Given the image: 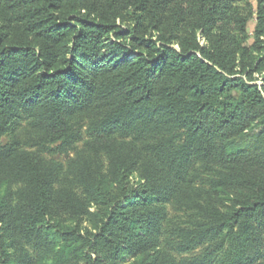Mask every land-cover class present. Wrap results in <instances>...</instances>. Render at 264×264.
Returning a JSON list of instances; mask_svg holds the SVG:
<instances>
[{
  "label": "trees",
  "instance_id": "obj_1",
  "mask_svg": "<svg viewBox=\"0 0 264 264\" xmlns=\"http://www.w3.org/2000/svg\"><path fill=\"white\" fill-rule=\"evenodd\" d=\"M259 78L264 0H0V264H264Z\"/></svg>",
  "mask_w": 264,
  "mask_h": 264
},
{
  "label": "rangeland",
  "instance_id": "obj_2",
  "mask_svg": "<svg viewBox=\"0 0 264 264\" xmlns=\"http://www.w3.org/2000/svg\"><path fill=\"white\" fill-rule=\"evenodd\" d=\"M253 2H255V0H252ZM254 25H255V22L252 21L249 25V30L250 32L253 31V28H254ZM123 29H127V26L126 25H121ZM200 41L202 43V45H205V40L203 37H200ZM175 48H177L175 46ZM258 76V75H257ZM257 84H259L261 87L264 85V81L262 78H259L258 81H256ZM260 132L261 130L260 129H256V130H253L249 133H247V135H245L240 141H238V144L241 145L242 147H258L259 146V137H260ZM72 156V155H71ZM55 158L57 160H60V161H63L65 162L66 158L64 156H55ZM87 226V223H84L82 227H85Z\"/></svg>",
  "mask_w": 264,
  "mask_h": 264
}]
</instances>
